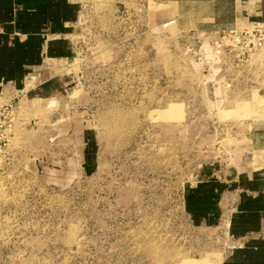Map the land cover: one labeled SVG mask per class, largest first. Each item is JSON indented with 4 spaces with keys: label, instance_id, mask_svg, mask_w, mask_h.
Here are the masks:
<instances>
[{
    "label": "rangeland",
    "instance_id": "374dc122",
    "mask_svg": "<svg viewBox=\"0 0 264 264\" xmlns=\"http://www.w3.org/2000/svg\"><path fill=\"white\" fill-rule=\"evenodd\" d=\"M71 1L72 56L45 61L65 91L0 124V264H224L225 226L187 201L253 152L264 45L187 0Z\"/></svg>",
    "mask_w": 264,
    "mask_h": 264
},
{
    "label": "crops",
    "instance_id": "0c3cea01",
    "mask_svg": "<svg viewBox=\"0 0 264 264\" xmlns=\"http://www.w3.org/2000/svg\"><path fill=\"white\" fill-rule=\"evenodd\" d=\"M186 2L190 8L180 18L194 13L201 27L239 33L264 25V0ZM78 13L71 0H0L2 101L14 100V110L18 105L34 109L36 100L65 91L66 78L45 61L72 56L69 32ZM70 119L72 130L80 125L86 131L84 120ZM259 127L249 140L253 152L245 163L238 160L221 174H203L190 189L192 218L204 226H225L233 243L224 264H264V122Z\"/></svg>",
    "mask_w": 264,
    "mask_h": 264
},
{
    "label": "built area",
    "instance_id": "2783aa9c",
    "mask_svg": "<svg viewBox=\"0 0 264 264\" xmlns=\"http://www.w3.org/2000/svg\"><path fill=\"white\" fill-rule=\"evenodd\" d=\"M238 34L240 38L248 37L250 40L251 45L253 46H263L264 45V27L262 28H253L252 30H243V32H234ZM1 100V99H0ZM15 101L12 100L11 102L0 101V124H8L10 127L12 121L15 117Z\"/></svg>",
    "mask_w": 264,
    "mask_h": 264
},
{
    "label": "bare ground",
    "instance_id": "6f19581e",
    "mask_svg": "<svg viewBox=\"0 0 264 264\" xmlns=\"http://www.w3.org/2000/svg\"><path fill=\"white\" fill-rule=\"evenodd\" d=\"M256 121V120H255Z\"/></svg>",
    "mask_w": 264,
    "mask_h": 264
}]
</instances>
